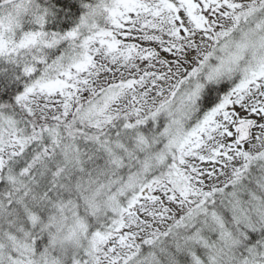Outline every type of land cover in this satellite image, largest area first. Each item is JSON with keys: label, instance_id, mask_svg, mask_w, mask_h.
Instances as JSON below:
<instances>
[{"label": "snow or ice", "instance_id": "obj_1", "mask_svg": "<svg viewBox=\"0 0 264 264\" xmlns=\"http://www.w3.org/2000/svg\"><path fill=\"white\" fill-rule=\"evenodd\" d=\"M0 264H264V0H0Z\"/></svg>", "mask_w": 264, "mask_h": 264}]
</instances>
